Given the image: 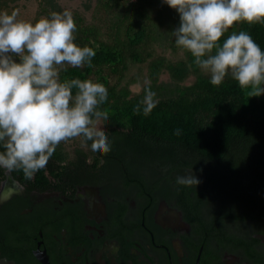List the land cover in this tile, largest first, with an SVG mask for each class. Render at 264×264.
<instances>
[{
  "label": "trees",
  "instance_id": "1",
  "mask_svg": "<svg viewBox=\"0 0 264 264\" xmlns=\"http://www.w3.org/2000/svg\"><path fill=\"white\" fill-rule=\"evenodd\" d=\"M53 11L60 12L53 0H39V14L32 21ZM71 12L77 25L74 42L93 47L96 56L92 67L69 66L61 71V79H91L106 86L108 100L102 108L109 111V120L103 126L111 151L93 152L89 141L88 148L75 147L69 153L60 144L47 167L31 180L21 171L12 175L45 188L73 166L94 170L113 160L126 181L136 180L143 190L174 191L189 211L215 193L264 206V95L250 98L230 76L213 86L189 53L176 52L172 31L179 27V14L164 0H95L90 19L78 10ZM241 30L249 32L264 51V24L237 23L222 40ZM165 48L175 56H167ZM163 73L168 75L166 83L160 81ZM144 78L158 100L148 116L133 112L144 96ZM140 83V90L133 92L131 85ZM176 129L181 130L178 136ZM190 171L200 181L196 187L176 183L178 176ZM3 175L0 169V178ZM252 216L245 209H219L198 220L197 231L250 255V233L262 230L224 228L218 221L243 222Z\"/></svg>",
  "mask_w": 264,
  "mask_h": 264
},
{
  "label": "clouds",
  "instance_id": "2",
  "mask_svg": "<svg viewBox=\"0 0 264 264\" xmlns=\"http://www.w3.org/2000/svg\"><path fill=\"white\" fill-rule=\"evenodd\" d=\"M179 14L172 31L181 53L220 86L226 77L236 81L251 97L264 95V51L237 23L264 24V0H164ZM19 12H0V169L21 171L27 180L47 167L57 147L78 140L81 148L101 155L111 151L102 124L109 111L102 108L108 89L91 79H61L67 67H92L96 51L74 41L77 25L73 13L51 12L35 22L18 19ZM191 67V65H190ZM145 81L143 98L133 112L151 114L158 104ZM181 130L176 129L175 135ZM176 183L197 186L192 173Z\"/></svg>",
  "mask_w": 264,
  "mask_h": 264
},
{
  "label": "flooded vegetation",
  "instance_id": "3",
  "mask_svg": "<svg viewBox=\"0 0 264 264\" xmlns=\"http://www.w3.org/2000/svg\"><path fill=\"white\" fill-rule=\"evenodd\" d=\"M120 171L113 160L94 170L73 166L40 188L3 169L0 264H264L258 201L215 193L189 211L174 191L140 189ZM219 209L252 213L243 222L218 221L262 230L250 233V255L197 231L198 220Z\"/></svg>",
  "mask_w": 264,
  "mask_h": 264
},
{
  "label": "rangeland",
  "instance_id": "4",
  "mask_svg": "<svg viewBox=\"0 0 264 264\" xmlns=\"http://www.w3.org/2000/svg\"><path fill=\"white\" fill-rule=\"evenodd\" d=\"M57 6L60 8V12H63L65 9L70 11L78 10L83 13L87 19L91 18V13L93 11L95 0H53ZM0 10L2 12L11 13L14 10H18L19 15L18 19H23L26 21H32L35 19L36 14H39V0H7L3 3V0H0ZM33 22V21H32ZM161 41L165 42V37L161 38ZM162 51L165 52L167 56H175L173 54L171 48H165ZM176 52L181 53L180 49H177ZM135 69H133L134 71ZM192 77H189L188 81H191ZM146 81V78L143 79L142 83ZM160 81L162 83H166L168 81V75L163 73L160 76ZM141 88L140 84L131 85V89L133 92L139 91ZM103 130L104 126L102 124ZM62 146L71 153L73 148L81 147L78 140H71L67 143H62ZM86 149V148H84Z\"/></svg>",
  "mask_w": 264,
  "mask_h": 264
},
{
  "label": "water",
  "instance_id": "5",
  "mask_svg": "<svg viewBox=\"0 0 264 264\" xmlns=\"http://www.w3.org/2000/svg\"><path fill=\"white\" fill-rule=\"evenodd\" d=\"M7 177L10 178V174L7 172ZM6 194H8L7 192H4V194H2L0 196V204L3 202V200L6 198Z\"/></svg>",
  "mask_w": 264,
  "mask_h": 264
}]
</instances>
